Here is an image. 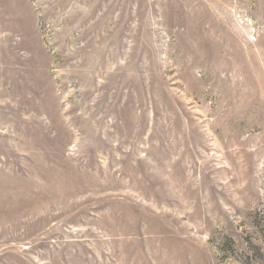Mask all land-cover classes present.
Returning <instances> with one entry per match:
<instances>
[{
    "label": "rangeland",
    "instance_id": "1",
    "mask_svg": "<svg viewBox=\"0 0 264 264\" xmlns=\"http://www.w3.org/2000/svg\"><path fill=\"white\" fill-rule=\"evenodd\" d=\"M0 264H264V0H0Z\"/></svg>",
    "mask_w": 264,
    "mask_h": 264
}]
</instances>
